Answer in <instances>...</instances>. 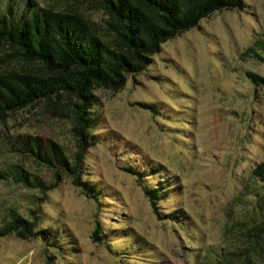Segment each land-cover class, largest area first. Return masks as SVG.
I'll return each instance as SVG.
<instances>
[{"label":"rangeland","instance_id":"rangeland-1","mask_svg":"<svg viewBox=\"0 0 264 264\" xmlns=\"http://www.w3.org/2000/svg\"><path fill=\"white\" fill-rule=\"evenodd\" d=\"M37 1L76 12L111 37L109 16L92 0ZM243 2L162 43L122 88L93 89L100 124L82 179L102 191L97 199L62 174L51 187L54 170L9 143L18 134L37 136L44 147L51 140L73 155L68 98L0 119V171L17 165L49 187L0 178V226L13 210L52 235L0 237V264H45L48 257L50 264H264V182L252 173L264 162V81L247 75L263 78L264 62L244 56L264 38V0ZM7 54L0 50V73L39 66ZM127 166L161 189L158 214ZM97 225L102 242L91 238Z\"/></svg>","mask_w":264,"mask_h":264},{"label":"trees","instance_id":"trees-1","mask_svg":"<svg viewBox=\"0 0 264 264\" xmlns=\"http://www.w3.org/2000/svg\"><path fill=\"white\" fill-rule=\"evenodd\" d=\"M92 1L109 16V38L96 33L89 21L76 12L41 7L37 0H0V50L7 51V56L15 61L39 65L33 70L11 69L0 73V119H5L9 111L40 100L50 104L68 98L67 109L77 141L73 155H67L51 140L44 147L37 136L18 134L9 143L13 150L54 170L56 182L51 187L62 174L71 178L87 197L97 199L102 191L95 183L82 179L84 154L95 142L91 131L100 124L99 114L93 111L96 100L93 89L122 88L128 75L141 72L153 61L152 55L160 50L162 43L193 28L201 18L215 11L243 9L245 5L243 0ZM244 56L264 62V38L255 40ZM247 75L253 82L264 81V77L255 73ZM142 106L156 111L152 104L142 103ZM124 170L142 183L153 211L158 214L161 189L146 185L143 181L146 173L137 168L127 166ZM252 173L264 182V162L257 164ZM9 177L30 188H49L38 176L17 165L0 171L1 179ZM34 228L32 220L12 210L9 220L0 226V237L9 233L21 239L34 235L44 240L52 237L49 229L34 231ZM100 232V227L95 226L91 235L94 242L105 238ZM50 263L48 257L45 264Z\"/></svg>","mask_w":264,"mask_h":264}]
</instances>
